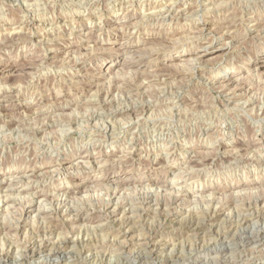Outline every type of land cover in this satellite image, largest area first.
Masks as SVG:
<instances>
[{"label":"clouds","instance_id":"obj_1","mask_svg":"<svg viewBox=\"0 0 264 264\" xmlns=\"http://www.w3.org/2000/svg\"><path fill=\"white\" fill-rule=\"evenodd\" d=\"M197 253L264 264V0H0V264Z\"/></svg>","mask_w":264,"mask_h":264},{"label":"rangeland","instance_id":"obj_2","mask_svg":"<svg viewBox=\"0 0 264 264\" xmlns=\"http://www.w3.org/2000/svg\"><path fill=\"white\" fill-rule=\"evenodd\" d=\"M220 247H223V246L221 245ZM203 255H204L203 253H197L196 255L189 257V258L185 261V264H190L191 261L194 260V259H203ZM153 257H154V258L156 257V254H155V253H153ZM164 264H168L166 258H165Z\"/></svg>","mask_w":264,"mask_h":264},{"label":"bare ground","instance_id":"obj_3","mask_svg":"<svg viewBox=\"0 0 264 264\" xmlns=\"http://www.w3.org/2000/svg\"><path fill=\"white\" fill-rule=\"evenodd\" d=\"M190 264H203V259H194Z\"/></svg>","mask_w":264,"mask_h":264}]
</instances>
